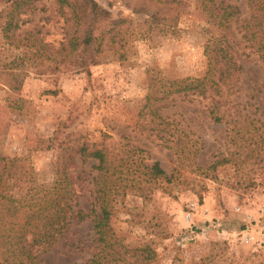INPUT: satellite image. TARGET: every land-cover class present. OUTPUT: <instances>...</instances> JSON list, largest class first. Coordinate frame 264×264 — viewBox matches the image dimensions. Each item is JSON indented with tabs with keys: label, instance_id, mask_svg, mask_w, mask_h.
<instances>
[{
	"label": "rangeland",
	"instance_id": "rangeland-1",
	"mask_svg": "<svg viewBox=\"0 0 264 264\" xmlns=\"http://www.w3.org/2000/svg\"><path fill=\"white\" fill-rule=\"evenodd\" d=\"M97 1L110 10L117 38L102 43L89 73L45 69L49 61L40 54L57 57L65 36L55 0H37L24 13L19 45L1 58L9 62L35 40L45 46L34 63L26 53L11 68L19 90L0 75V156L25 163L39 183L52 182L65 164L76 181L77 207L86 212L98 161L79 149L106 144L110 170H121L111 220L120 243L113 246L148 248L142 264H264V0H223L238 12L222 30L203 19L195 0H182L177 19L168 12L157 24L135 11L143 0ZM7 9L0 0V11ZM217 32L227 34L241 66L233 87L227 78L222 84L221 121L209 116L210 98L169 95L151 111L152 82L201 76L204 48L220 45ZM155 111L168 122L165 129H147ZM177 135L189 144L180 154L170 147ZM154 161L165 173L158 180L144 174ZM92 220L72 219L37 253L40 264H82L95 241Z\"/></svg>",
	"mask_w": 264,
	"mask_h": 264
},
{
	"label": "trees",
	"instance_id": "trees-1",
	"mask_svg": "<svg viewBox=\"0 0 264 264\" xmlns=\"http://www.w3.org/2000/svg\"><path fill=\"white\" fill-rule=\"evenodd\" d=\"M37 0H6L9 9L0 11L2 24L1 54L12 53L17 48L20 40L16 30L28 21L24 17L26 11L35 7ZM64 13L63 43L58 51V56L44 55L49 63L45 69H60L61 72L81 71L89 73L91 65L100 61L102 53L101 45L116 42L117 32L115 23L111 22V12L102 6L97 0H55ZM155 3V9L151 10L149 2ZM203 19L217 29H225L236 17L238 9L235 5L223 6V0H195ZM135 8L136 12L151 15V23H159L168 17L167 13L179 16L182 8V0H143ZM176 11V13H173ZM166 13V15H164ZM219 46H206L204 53L207 65L201 76L186 77L183 79L169 80L167 84H158L159 80L152 82L150 91L146 96V106L154 109V103L163 101L169 95H180L185 98H210L209 116L215 122L222 119L218 107L221 102V88L224 80L229 79L230 87H233L241 69L237 62L232 46L225 32L218 33ZM105 39V41H104ZM37 40L26 44L28 50L14 54L15 56L5 62V57L0 59V75L9 77L7 83L13 90H19L16 83L17 74L13 71L20 65L18 60L21 55L26 56L32 63L38 58L41 44L38 47ZM17 43V44H16ZM36 43V44H35ZM47 44V43H46ZM48 45V44H47ZM36 47V50H33ZM33 51V52H32ZM21 53V54H20ZM20 54V55H19ZM13 55V54H10ZM9 64H13L12 67ZM13 68V69H11ZM52 94L55 90L50 91ZM151 105V106H150ZM154 117L157 121H154ZM153 119L150 118L149 130L164 129L168 122L156 111ZM154 122V124H152ZM147 123V122H146ZM145 127V126H144ZM163 142L170 139H163ZM173 141V142H172ZM171 148L181 153L189 145L182 140L180 135L171 139ZM81 156L97 159L95 166L97 172L92 177L93 200L91 207L83 212L78 208L76 201L77 187L73 174L68 172L66 165H61V171L56 172V177L50 183H39L35 174L25 163L15 158L0 156V264H40L38 252H46L67 228L72 219L82 220L87 216L93 217V231L95 235L94 245L90 256L84 259L82 264H142L147 258L148 248H133L129 246H113L120 242L112 232L111 220L113 218L115 198L119 195V175L121 170L112 168L109 159V150L106 144L100 148H93L86 152L83 146L79 149ZM213 167V166H212ZM144 174L148 179L158 180L165 176L164 171L157 161L146 164ZM81 173L76 175L79 178ZM114 177V180L113 178ZM138 179V178H137ZM133 179L132 187L140 189V180ZM140 196H149L143 191ZM96 205L99 206L100 215L96 214ZM138 249V250H137Z\"/></svg>",
	"mask_w": 264,
	"mask_h": 264
}]
</instances>
